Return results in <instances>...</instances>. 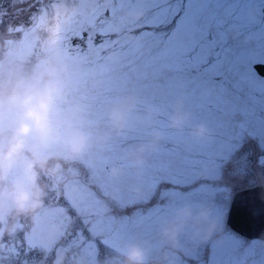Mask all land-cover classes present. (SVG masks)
Instances as JSON below:
<instances>
[{"label":"rangeland","instance_id":"rangeland-1","mask_svg":"<svg viewBox=\"0 0 264 264\" xmlns=\"http://www.w3.org/2000/svg\"><path fill=\"white\" fill-rule=\"evenodd\" d=\"M99 1L42 0L38 4L35 0H0L3 20L0 70L22 67L30 71L45 58L54 56L68 63L71 67L68 103L83 108L88 126L94 131H99L101 124L106 125L108 113L117 104L129 98L136 101L128 128L123 134L113 135L106 147L94 146L80 160H61L57 171H53L55 161H52L44 170L37 168V175L29 177L45 192L43 207L31 215L7 218L0 223L3 229L0 264H122V254L132 243L151 250L152 264H264V242L247 240L226 224L238 190L253 185L264 187V162L258 158L264 154V107L253 105L254 95L264 94L259 88L264 86V80L254 66L256 38L251 29L246 25L239 29V46L234 45L237 42L234 28H228L225 33L226 41L231 43V49L226 50L225 68L234 71L239 63V113V107L222 106L218 103L222 99H209L203 92L204 87L219 84L200 64L207 49L213 47L203 45L207 40L206 28L200 25L194 30L182 26L181 37L185 42L177 45L172 21L178 8L172 4L173 0ZM53 2L77 13L65 26L67 44L61 43L43 53L40 49L34 52L10 49L5 42L18 41L19 34L9 36L8 28L27 26L40 7H47L51 16ZM83 3L88 7L82 16L79 10ZM107 3L109 19L103 22L100 9ZM74 33L82 34V38ZM89 43L93 54L97 50L102 53L103 64L120 71L109 77L80 72L73 61L81 49L89 50ZM178 47L180 56L176 57L174 49ZM188 51L191 56H187ZM192 55L194 61L189 63ZM227 78L226 84L231 89L230 84H238L235 72L223 73L220 81ZM227 98L226 103L230 100L235 103ZM195 101L213 105L207 107L213 111L208 116L227 117L228 125L238 124L239 130L232 129L250 139L247 146L253 149L250 154L254 157L248 156L249 151L239 141V147L234 150L224 149L233 156L218 151L219 160L214 162L217 172H199L201 167L195 166L194 149L204 148L207 152L208 143L200 141L205 147H197L199 137L193 129L198 126L187 121L191 115L201 117L202 113L195 110L190 114L186 107ZM177 107H186L185 113L180 112L186 118L181 128L172 125L174 117L179 115L175 112ZM215 117L210 126H222ZM156 132L161 133V138L143 153V164L137 165L133 154L149 144ZM167 132L176 135L165 136ZM232 137L230 133L217 132L225 147L235 144ZM242 140L245 141L243 136ZM55 152L54 148L41 152L40 158L47 159ZM221 158H227L230 163L220 165ZM112 168L121 169L122 174L113 177ZM85 190L91 193L87 208L81 201ZM114 191L121 192L122 201L113 202ZM184 209L191 214L189 226L173 247L163 240L162 232Z\"/></svg>","mask_w":264,"mask_h":264},{"label":"clouds","instance_id":"clouds-1","mask_svg":"<svg viewBox=\"0 0 264 264\" xmlns=\"http://www.w3.org/2000/svg\"><path fill=\"white\" fill-rule=\"evenodd\" d=\"M70 73V65L56 56L45 58L30 71L22 67L0 70V223L31 215L43 207L45 192L29 179L38 174L37 168L44 170L55 161L52 168L57 171L61 160H80L94 146L103 149L113 135L123 134L129 126L136 105L133 98L113 107L99 131L89 127L83 108L68 103ZM184 123L182 115L172 121L174 128ZM193 133L197 137L210 134L203 125L194 128ZM160 138L161 133L156 132L149 144L133 154L137 165L143 164V153ZM53 148L54 155L40 158L41 152ZM121 174V169H111L113 177ZM190 216L188 209L181 210L164 227L162 236L167 244L176 246L189 226ZM122 255V264H152L151 250L139 243L129 244Z\"/></svg>","mask_w":264,"mask_h":264},{"label":"flooded vegetation","instance_id":"flooded-vegetation-1","mask_svg":"<svg viewBox=\"0 0 264 264\" xmlns=\"http://www.w3.org/2000/svg\"><path fill=\"white\" fill-rule=\"evenodd\" d=\"M174 7H177L178 10L176 13H174V18L172 21V28H174V41H178L177 45L181 46L180 41L185 42V38L181 37V27L186 26L189 30H193L190 28L188 21L191 17L196 16L201 18L200 23L198 25L202 26L203 28H206V38L203 42V45L212 46L213 49L208 48V52L205 55V58L201 60L200 64H202L206 71L210 74V76H213L214 82L218 83L214 87H204L203 92L207 94L209 99H222L218 101L222 106L225 104H231L233 108L239 107V113L240 112V106H239V63L238 67L233 71H227L225 68L227 59V53L226 50L231 49V43L226 41L225 33L228 28L235 29L236 31V40L234 45L238 43L239 46V29L242 28L243 25L247 26V29H251V33L254 34V38H256V44L254 47L253 56L255 57V63L256 65H264V0H173ZM202 12H206L205 15H203ZM199 14L198 16L196 15ZM190 15L189 17L187 16ZM201 16V17H200ZM230 18L231 20L225 21L226 18ZM185 28V27H183ZM209 28H213L215 30L211 31ZM191 39V38H190ZM179 47L174 49V53L177 55L176 57H179ZM199 50V48H198ZM198 52V51H197ZM186 53V52H184ZM187 56L189 55V51L186 53ZM237 60L239 61V50L236 52ZM187 58V57H185ZM231 58V57H230ZM194 57L192 55V59H190L189 63H193ZM186 65V64H185ZM192 72V71H191ZM189 72V74L191 73ZM196 72V70H194ZM227 72H235L237 76V82L238 84H230L232 89L229 87V85L226 84L228 82V78L226 81H220V79L223 77V73ZM262 77L264 80V76L258 75ZM263 87V88H262ZM259 87L262 89L261 91L264 92V86ZM211 88H214L211 89ZM197 89V88H196ZM209 90V91H208ZM201 95L202 92H200ZM261 98H259V95H261ZM233 99L235 103L232 102V100L228 101L226 103V100ZM255 98L253 101V105H261L264 107V94L257 92L256 95H254ZM215 102V101H214ZM261 102H263L261 104ZM213 103V102H210ZM245 104V103H242ZM247 105V104H246ZM241 105V106H246ZM213 106L212 104H209L207 106L202 105V102L195 101L190 102L186 107H188L190 114L195 113V110L198 111L201 114V117L196 116H188L189 122L192 123V125H203L209 130V136L207 137H199L196 141L200 145H197L198 148L205 147L201 144L200 141H205L207 152H204L203 149H194V162L195 166L197 168H200L201 173H207L212 174V172H217L215 168V160L218 162L219 155L218 151H221L225 153L228 156H233L232 153H226L224 152L225 148H229L234 150L236 146L239 147V141L241 143V146L244 149H247L249 151L248 156L252 159L254 155L251 157V147L247 146V141L250 142V139L244 136V134L241 132L243 138L245 141L242 140V136H239V132L235 133L234 130H239V127L237 125H234L233 122L228 125L230 122L227 121V117H215V116H208L213 111L208 110L207 107ZM186 107H183L182 109L176 108V113L180 115V112H184ZM224 108V107H223ZM261 108V107H260ZM235 110V109H234ZM263 111V108H261ZM185 113V112H184ZM218 120L222 123V126H213L211 127L210 124L213 121V119ZM198 118V122H197ZM240 118V117H239ZM239 118L237 122L239 123ZM186 120V118H185ZM232 127H235L234 130ZM214 131V132H212ZM223 131L226 133H230V135H233L232 139L235 144L232 146L226 142L229 146L225 147V143L223 141H220L217 138V132ZM175 136L176 133L167 132L165 133V136ZM241 137V138H240ZM257 139V138H256ZM253 140V138H252ZM256 142V140H254ZM243 149V150H244ZM256 151V147L254 148ZM253 152V149H252ZM222 155V153H221ZM221 157V156H220ZM228 158V157H227ZM227 158H221L220 161L223 162V164L220 165H228V159ZM259 160L261 162H264V154L258 156ZM219 166V165H218ZM220 167V166H219ZM258 186H251V187H244L241 190H238L237 192L243 191L245 189H250ZM254 241V240H253ZM259 241V240H258Z\"/></svg>","mask_w":264,"mask_h":264},{"label":"snow or ice","instance_id":"snow-or-ice-1","mask_svg":"<svg viewBox=\"0 0 264 264\" xmlns=\"http://www.w3.org/2000/svg\"><path fill=\"white\" fill-rule=\"evenodd\" d=\"M36 3H42V0H35ZM87 3H83L79 10L80 15H86ZM77 13L74 10H69L67 7L60 3L53 2L51 8V16L49 15V9L47 7H40L37 9L36 14L29 18L30 22L27 26L17 25L15 27L8 28V35L12 36L14 33L19 34V40L9 39L5 43L9 48H14L19 52H34L40 49L41 52H48L53 50L57 45L63 43L67 44L68 34L66 25H69ZM201 18L193 16L189 19L188 24L193 30L200 23ZM3 20L0 19V24ZM81 35L80 33H74ZM91 41V37H89ZM88 51L81 49L80 54L74 58L78 70L83 74H97L104 77H109L113 73L120 71V69L109 67L101 62L102 53L97 50L94 54L91 52L92 45L89 43ZM12 53L10 52V55ZM78 175V174H77ZM67 191V190H66ZM91 193L85 190L81 194V201L84 202L87 208V197ZM61 211V210H53Z\"/></svg>","mask_w":264,"mask_h":264},{"label":"water","instance_id":"water-1","mask_svg":"<svg viewBox=\"0 0 264 264\" xmlns=\"http://www.w3.org/2000/svg\"><path fill=\"white\" fill-rule=\"evenodd\" d=\"M255 69L264 76V65H256ZM226 224L247 240L264 242V187L237 192L233 196Z\"/></svg>","mask_w":264,"mask_h":264},{"label":"trees","instance_id":"trees-1","mask_svg":"<svg viewBox=\"0 0 264 264\" xmlns=\"http://www.w3.org/2000/svg\"><path fill=\"white\" fill-rule=\"evenodd\" d=\"M101 1H103V0H100L99 2H101ZM101 4V3H100ZM103 6H102V9H100V10H102V12H101V21H103V22H107L108 21V8H107V6H108V3L107 4H102ZM97 23V22H96ZM109 24V23H108ZM126 37H124L123 39H122V41H121V46L124 48V46H123V41H124V39H125ZM126 40V39H125ZM106 56V55H105ZM194 189V188H193ZM203 189V188H202ZM204 189H207L206 187L204 188ZM6 247H8V246H5V248Z\"/></svg>","mask_w":264,"mask_h":264},{"label":"bare ground","instance_id":"bare-ground-1","mask_svg":"<svg viewBox=\"0 0 264 264\" xmlns=\"http://www.w3.org/2000/svg\"><path fill=\"white\" fill-rule=\"evenodd\" d=\"M130 164H131V163H130ZM102 192H103V193H106L105 191H102ZM113 193H114L115 198H116V199H113V202H114V203H115L116 200H119V199H120V201H122V200H121V192L114 191ZM126 200L128 201V199H126Z\"/></svg>","mask_w":264,"mask_h":264}]
</instances>
